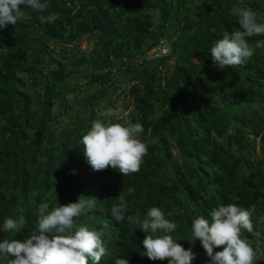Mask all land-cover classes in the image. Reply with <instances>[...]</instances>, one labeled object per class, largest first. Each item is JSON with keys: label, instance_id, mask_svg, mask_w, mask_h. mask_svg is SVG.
Returning <instances> with one entry per match:
<instances>
[{"label": "trees", "instance_id": "trees-1", "mask_svg": "<svg viewBox=\"0 0 264 264\" xmlns=\"http://www.w3.org/2000/svg\"><path fill=\"white\" fill-rule=\"evenodd\" d=\"M41 2L44 13L21 6L24 18L0 29V242L38 234L41 203L51 210L83 195L95 200L74 220L103 232L100 264H169L147 258L132 220L151 207L176 223L169 235L192 249V264H211L192 222L211 223L213 208L236 204L251 212L253 232L241 235L264 264V49L227 69L210 57L224 31L239 30L231 9L247 5L264 18V0ZM50 13L59 19L41 23ZM163 38L169 53L148 56ZM247 39L254 46L264 36ZM121 87L120 117L101 116L118 109L110 93ZM96 119L143 125L138 172L92 170L80 140ZM118 196L127 202L120 222L110 213ZM8 217L23 227L5 232ZM10 258L0 253V264Z\"/></svg>", "mask_w": 264, "mask_h": 264}, {"label": "clouds", "instance_id": "clouds-1", "mask_svg": "<svg viewBox=\"0 0 264 264\" xmlns=\"http://www.w3.org/2000/svg\"><path fill=\"white\" fill-rule=\"evenodd\" d=\"M21 6L44 13L49 5L41 0H0V29L9 24L15 26L25 13ZM231 15L238 18L239 30L224 31L210 49V57L219 69L245 65L254 55V49H264V40L253 46L248 37L264 36V18H261L247 5L231 9ZM41 23L52 24L59 14L40 15ZM103 117H120V110L108 108L101 113ZM143 133L140 123H113L111 120H93L91 128L80 140L84 156L93 171H102L111 167L123 176L140 170L147 145L138 137ZM119 203L110 209L116 222L123 220L127 202L122 196ZM94 198L81 195L77 202L60 205L49 210V203H41L38 208L37 232L30 238L20 240L4 239L0 242V253L9 257L7 264H100L106 255L102 231L89 230L77 226L74 218L79 217L87 208L92 207ZM211 223L204 216H198L191 225L192 238L199 240L211 259V264H254L259 247L254 250L251 244L242 238L241 230L253 232L251 212L236 204H221L209 212ZM146 234L143 248L148 259L168 260L169 264H192L195 253L174 242L169 235L176 230L175 222L165 218L159 207L148 209L141 221L140 215L132 217ZM23 227L14 218L8 217L3 224L5 232ZM150 230L151 234H148ZM222 251L214 252L215 248ZM114 264H129L124 258H116Z\"/></svg>", "mask_w": 264, "mask_h": 264}, {"label": "rangeland", "instance_id": "rangeland-1", "mask_svg": "<svg viewBox=\"0 0 264 264\" xmlns=\"http://www.w3.org/2000/svg\"><path fill=\"white\" fill-rule=\"evenodd\" d=\"M165 41H166L167 44H168V40L165 39ZM91 47H92V44L88 43L87 40H84V41L81 43V48H82V49H90ZM56 50H57V52H59V51L61 50V48H60V47H57ZM86 80H87V79H84V80L82 81V85H85V84H86V82H87ZM124 93H125V92H124V90H123L122 87H121V88H118L116 91H112V92L110 93V97H111L112 102L114 103V106H117L119 110H121V107H122V105H123V101H124V99H125V95H124ZM108 108L113 109V107H110V106H109Z\"/></svg>", "mask_w": 264, "mask_h": 264}, {"label": "built area", "instance_id": "built-area-1", "mask_svg": "<svg viewBox=\"0 0 264 264\" xmlns=\"http://www.w3.org/2000/svg\"><path fill=\"white\" fill-rule=\"evenodd\" d=\"M170 51L169 45L165 41V38L161 39L156 46H154L149 52L148 56L152 58H159L167 55Z\"/></svg>", "mask_w": 264, "mask_h": 264}]
</instances>
